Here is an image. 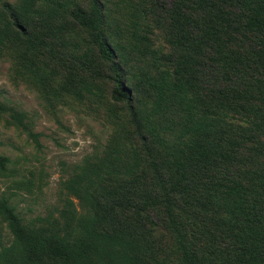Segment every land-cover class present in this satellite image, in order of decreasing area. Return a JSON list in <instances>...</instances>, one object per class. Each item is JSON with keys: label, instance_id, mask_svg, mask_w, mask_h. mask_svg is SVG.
<instances>
[{"label": "trees", "instance_id": "16d2710c", "mask_svg": "<svg viewBox=\"0 0 264 264\" xmlns=\"http://www.w3.org/2000/svg\"><path fill=\"white\" fill-rule=\"evenodd\" d=\"M138 1L139 18L168 48L169 97L199 111L203 126L181 145L155 144L106 34L104 0H90L75 18L109 64L113 99L126 101L148 168L95 173L86 187L67 178L65 202L47 224L27 225L6 207L13 241L0 264H172L174 256L176 264H264V0ZM10 111L23 125V113ZM6 161L0 155V166Z\"/></svg>", "mask_w": 264, "mask_h": 264}, {"label": "rangeland", "instance_id": "374dc122", "mask_svg": "<svg viewBox=\"0 0 264 264\" xmlns=\"http://www.w3.org/2000/svg\"><path fill=\"white\" fill-rule=\"evenodd\" d=\"M104 3L106 34L155 144L181 145L190 129L203 126L202 117L168 95L171 74L161 58L168 48L160 32L139 18L138 0ZM79 9L89 11L90 0H0V155L7 158L0 166V250L13 241L6 207L27 225L47 224L65 202L67 178L79 177L86 187L95 173L107 178L128 166L148 168L126 101L113 99L109 64L75 18ZM13 109L23 113V125L11 117Z\"/></svg>", "mask_w": 264, "mask_h": 264}]
</instances>
